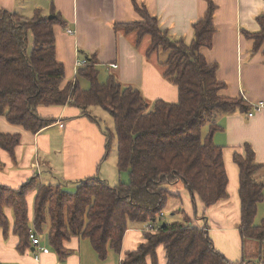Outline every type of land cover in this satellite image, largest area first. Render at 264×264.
Listing matches in <instances>:
<instances>
[{
    "label": "trees",
    "instance_id": "1",
    "mask_svg": "<svg viewBox=\"0 0 264 264\" xmlns=\"http://www.w3.org/2000/svg\"><path fill=\"white\" fill-rule=\"evenodd\" d=\"M208 3L205 18L193 24L195 37L190 44L173 40L160 27L159 19L139 5L142 20L115 26L116 31L136 34L137 42L150 35L148 53H168L165 74L174 77L178 87L176 103L147 101L139 88L121 83L113 74L102 83L95 57L78 72L89 87L83 88L79 77L63 85L65 66L57 60L54 36L55 26L65 23L60 14L47 16L37 10L26 19L0 7V116L37 133L57 120L41 114L40 107L70 104L95 121L89 109H105L115 123L119 173H129V179L116 186L91 176L81 179L74 190L63 184H42L36 175L17 188L0 183V228L8 234L10 221L5 208L10 207L12 229L19 236L21 249L33 245L32 232L48 233L51 246L64 258L68 253L64 240L80 236L91 241L105 259L109 249L122 251L130 223L156 225L161 221L157 231L143 230L146 241L136 251L126 252L122 264H147L149 256L156 264L159 246L165 249L167 264H264L251 259L231 262L215 247L206 226L189 223V217L184 222L159 217L172 197L180 199L181 194L173 190L180 182L192 195L194 207L199 197L205 211L229 197L223 149L214 141V134L221 129L216 119L237 109L248 115L252 108L241 96L221 94L226 83L218 79V65L201 53L216 33L217 6L212 0ZM259 23L260 32L246 34L254 39L256 51L264 44V16ZM209 123V132L203 137L202 129ZM105 132L109 151L111 138L108 130ZM20 141L18 133L0 132V149L14 160ZM245 148L246 155L234 156L240 169V232L243 237L264 242V218L261 224L254 222L258 203L264 201V183L255 178L262 164L256 162L250 145Z\"/></svg>",
    "mask_w": 264,
    "mask_h": 264
},
{
    "label": "crops",
    "instance_id": "2",
    "mask_svg": "<svg viewBox=\"0 0 264 264\" xmlns=\"http://www.w3.org/2000/svg\"><path fill=\"white\" fill-rule=\"evenodd\" d=\"M212 1L217 6L214 16L216 33L212 44L202 47L201 53L207 61L218 65V79L226 83L221 94L230 98L241 96L250 105L263 103L264 44L256 51L254 39L246 34L260 32L259 18L264 16V0ZM137 5L146 7L151 15L156 16L160 27L173 40L181 39L187 44L195 37L193 24L204 19L209 8L208 0H0L1 8L17 12L26 19L33 17L37 10L47 16L60 14L65 23L55 26L54 36L57 60L65 66L63 85L79 77L82 87H89V82L78 76L81 67L77 61L95 57L98 79L102 83L113 74L121 83L139 88L147 101L176 103L178 87L174 77L165 74L164 61L168 53L164 50L163 53H148L150 35L137 42L136 34L116 31L117 23L142 20ZM68 30L73 33H68ZM111 63L118 64V67L113 68ZM39 110L41 114L54 116L57 120L37 133L0 116V132L18 133L21 140L16 148V160L0 149L1 184L17 188L33 175L42 184H63L71 190L81 179L91 176H97L112 186L120 184L124 176L117 167V146L113 150L111 139L107 151L109 140L98 115L101 112H97L95 107L89 109L97 118L95 121L84 115L82 109L70 104L45 106ZM216 120L221 129L214 134V141L223 149L229 197L205 211L199 197L194 207L192 195L180 182L173 187L176 193L181 194L180 199L172 197L166 208L171 206L174 216L182 213L189 217V223L205 225L215 247L231 262L264 261V242L243 237L240 232V169L234 162L235 154L246 155L245 146L250 145L255 150L256 162L262 164L255 178L264 183V108L251 117L237 109L220 115ZM209 129L210 123L206 136ZM260 205L258 203V210ZM5 212L10 229L8 234H4L0 228V264H122L126 252L136 251L146 241L143 237L145 225L130 223L120 253L109 249L108 256L102 259L91 241L74 236L64 240L68 253L62 258L51 246L48 233H44L39 235L49 252L41 253L36 259L33 245L24 250L20 248L19 236L12 229V209L6 207ZM30 213L32 224V207ZM156 254V264H167L163 246L157 248ZM147 264H153L151 256L147 258Z\"/></svg>",
    "mask_w": 264,
    "mask_h": 264
},
{
    "label": "rangeland",
    "instance_id": "3",
    "mask_svg": "<svg viewBox=\"0 0 264 264\" xmlns=\"http://www.w3.org/2000/svg\"><path fill=\"white\" fill-rule=\"evenodd\" d=\"M162 51V50H161ZM163 53V51H162ZM97 112H101V114H98L99 117L101 118V122L104 124V127H106V130H108L109 132V136L112 139V148L113 150L116 148L117 143H118V137H116V131H115V123H114V119L112 117V115L105 109H102L100 107H95ZM96 113V111H95ZM206 131H207V124L203 127L202 129V135L203 137L206 136ZM123 174V180L122 181H127L129 179V173L128 172H122ZM263 202V203H262ZM260 202L261 205L259 206V210H258V214L255 218V223L256 224H261L264 218V201ZM166 216L165 219H163V221H168V222H174V221H178V222H184L185 221V217L184 214H179L178 216H174L172 215V213L174 212V209L170 206L166 208Z\"/></svg>",
    "mask_w": 264,
    "mask_h": 264
},
{
    "label": "built area",
    "instance_id": "4",
    "mask_svg": "<svg viewBox=\"0 0 264 264\" xmlns=\"http://www.w3.org/2000/svg\"><path fill=\"white\" fill-rule=\"evenodd\" d=\"M68 33L72 34L73 31L68 30ZM88 61L86 59L85 60H78L77 65L79 67L86 66L88 64ZM111 66L113 68H117L118 64L111 63ZM262 108H264V102L260 103V104L254 103L252 105L251 111L248 113V116L249 117L253 116L256 112L261 111ZM62 126H63V124H62ZM164 216H165V212H161L159 217L161 219H164ZM160 222L156 223V225H151L149 223H146V224H144L145 225L144 230H146V231H157L160 227ZM30 239H31V243L35 247V251L33 254H34V257H36V259L40 258L39 256L41 253H48L49 252V249L43 245V242L41 241V237L38 233H35V231L32 232L30 235Z\"/></svg>",
    "mask_w": 264,
    "mask_h": 264
},
{
    "label": "water",
    "instance_id": "5",
    "mask_svg": "<svg viewBox=\"0 0 264 264\" xmlns=\"http://www.w3.org/2000/svg\"><path fill=\"white\" fill-rule=\"evenodd\" d=\"M163 224H164V226H166V223L165 222ZM34 250H35V247H34Z\"/></svg>",
    "mask_w": 264,
    "mask_h": 264
}]
</instances>
